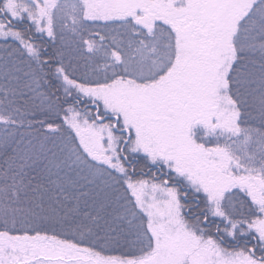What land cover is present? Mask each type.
<instances>
[{"label":"trees","instance_id":"trees-1","mask_svg":"<svg viewBox=\"0 0 264 264\" xmlns=\"http://www.w3.org/2000/svg\"><path fill=\"white\" fill-rule=\"evenodd\" d=\"M52 1L13 0L16 19L0 12V264H159L156 223L172 205L169 188L184 222L204 240L224 247L255 233L264 221V0L211 35L231 58L217 75L223 124L190 128L207 189L144 156L128 163L122 134H97L111 119L101 124L95 115L121 125L102 106L101 89L120 81L147 87L175 65L180 36L172 24L145 26L134 12L91 21L82 0ZM148 54L149 65L154 59L168 67L140 70ZM219 177L229 186L218 205L209 197ZM185 197L199 199L211 226L191 222Z\"/></svg>","mask_w":264,"mask_h":264},{"label":"rangeland","instance_id":"rangeland-1","mask_svg":"<svg viewBox=\"0 0 264 264\" xmlns=\"http://www.w3.org/2000/svg\"><path fill=\"white\" fill-rule=\"evenodd\" d=\"M1 1L3 0H0V12L8 11L9 16L16 19L13 13L15 8L13 0L11 2L7 0L9 1L7 8L1 4ZM49 1L44 0L45 6ZM63 1L53 0L52 2L58 5ZM82 1L86 17L91 21H122L123 13L134 12L133 14L139 13L142 16L141 21L145 26L154 25L156 22L172 24L174 35L180 36V39L176 38L174 47L176 54H173L172 50L167 53V55L172 53L173 57L178 55L173 58H176L177 65L175 63L168 74L149 83L147 87H141L130 81H120L100 90L102 106L108 112L119 116L121 125H118L115 120L107 121L104 117L95 115V119L101 118L103 122L107 121L101 126L100 131L97 130V134L100 137L110 132L108 134L110 135L111 130H115L116 126L119 130H128L127 134L120 135L122 143L130 145L127 154L128 163H134L133 159L136 156H144L152 164L167 167L169 173H174L173 177L178 175L179 179L184 178L192 188H198L200 185L201 189H207L206 181L197 175L202 166L198 164L200 155L197 153V147L192 150V146L195 147V145L189 141L190 128L197 121L205 124L211 120L222 122L223 113L220 109L221 99L217 86L222 84L223 78L217 75L220 72H226L231 58L225 53V48L221 44H214L211 35L215 34L217 31L214 30H218L221 26L229 25L230 27L235 21L240 20L253 0ZM41 8L45 14L51 11L44 5ZM39 15L43 18L42 13ZM0 33V35L3 34L1 27ZM152 53L156 55L155 52ZM149 57H152L151 54L144 58L143 62L146 63L142 66L145 68L139 67L140 70L157 71L159 69L160 72L168 67L166 63L154 59L149 65ZM97 122L100 123L98 119ZM226 126H232L231 119L226 122ZM135 159L143 163L141 158ZM204 173L207 174V172ZM219 182L221 183L215 195L211 194L209 197V199L214 197V200L210 199V201L218 205L225 203L226 195L221 191L229 186L226 184L224 187L226 182L221 177ZM238 186L249 190L247 184ZM209 188L216 189L213 186ZM203 191L208 194L207 190ZM156 192L162 195L158 190ZM166 193H168L167 197L170 196L172 205L167 206L162 214L164 216L159 217L156 223L158 231L154 257L156 263L241 264L238 254L221 247L215 239L204 240L201 237L205 236L201 234L202 231L200 233L194 228L197 230L196 233L190 226L192 223L190 224L186 218L184 222L180 205L173 204L177 191L169 188ZM256 195L259 196L258 192ZM194 206L195 204H192L189 207ZM203 211L204 208L198 207L191 214L203 213ZM200 219L204 221V217ZM193 220L195 219L193 218L191 222H194ZM256 225H253V232L264 239V221Z\"/></svg>","mask_w":264,"mask_h":264},{"label":"flooded vegetation","instance_id":"flooded-vegetation-1","mask_svg":"<svg viewBox=\"0 0 264 264\" xmlns=\"http://www.w3.org/2000/svg\"><path fill=\"white\" fill-rule=\"evenodd\" d=\"M184 199L190 206H192V204H195L194 207H190L186 210V213L189 214L192 219H199L200 217H204L206 226H211L213 224L209 221L208 217H206L205 213L190 214L194 212L196 208L200 207L198 198L190 200L185 197ZM216 227L218 228L219 226ZM215 232L218 237L219 230H215ZM223 243L226 244L224 246L226 250L238 254V257L241 259V264H264V239H261L255 233H250V235L248 236L237 238L231 243H226L225 241Z\"/></svg>","mask_w":264,"mask_h":264},{"label":"water","instance_id":"water-1","mask_svg":"<svg viewBox=\"0 0 264 264\" xmlns=\"http://www.w3.org/2000/svg\"><path fill=\"white\" fill-rule=\"evenodd\" d=\"M108 119H112L115 120L116 122H118V118L117 117H107L105 120ZM98 121L101 123L103 122V120L101 118H98ZM115 131L120 133V134H127L129 131L128 130H119L118 127L116 126Z\"/></svg>","mask_w":264,"mask_h":264}]
</instances>
